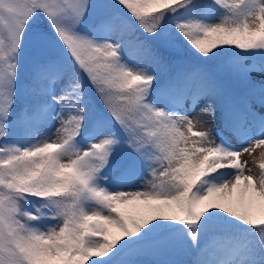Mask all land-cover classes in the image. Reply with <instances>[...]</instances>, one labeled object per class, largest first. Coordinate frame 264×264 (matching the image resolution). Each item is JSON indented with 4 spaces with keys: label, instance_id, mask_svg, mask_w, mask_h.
Segmentation results:
<instances>
[{
    "label": "snow or ice",
    "instance_id": "snow-or-ice-1",
    "mask_svg": "<svg viewBox=\"0 0 264 264\" xmlns=\"http://www.w3.org/2000/svg\"><path fill=\"white\" fill-rule=\"evenodd\" d=\"M0 264H264V0H0Z\"/></svg>",
    "mask_w": 264,
    "mask_h": 264
},
{
    "label": "rangeland",
    "instance_id": "rangeland-1",
    "mask_svg": "<svg viewBox=\"0 0 264 264\" xmlns=\"http://www.w3.org/2000/svg\"><path fill=\"white\" fill-rule=\"evenodd\" d=\"M197 112H199V109H197ZM194 115H195V113H194ZM233 143H237L236 141H235V139L233 138ZM256 155H259V150H258V152L256 153ZM242 159L243 160H247L248 162H249V166H253V164H252V158L248 155V154H244L243 156H242ZM258 163V162H257Z\"/></svg>",
    "mask_w": 264,
    "mask_h": 264
},
{
    "label": "trees",
    "instance_id": "trees-1",
    "mask_svg": "<svg viewBox=\"0 0 264 264\" xmlns=\"http://www.w3.org/2000/svg\"><path fill=\"white\" fill-rule=\"evenodd\" d=\"M179 67H180V66H176V67L170 68L169 70H170V71H176V70H178Z\"/></svg>",
    "mask_w": 264,
    "mask_h": 264
}]
</instances>
